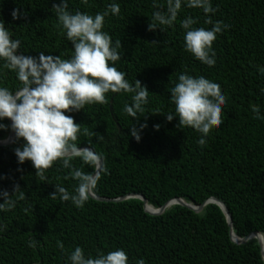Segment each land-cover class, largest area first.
Returning a JSON list of instances; mask_svg holds the SVG:
<instances>
[{
	"label": "trees",
	"instance_id": "obj_1",
	"mask_svg": "<svg viewBox=\"0 0 264 264\" xmlns=\"http://www.w3.org/2000/svg\"><path fill=\"white\" fill-rule=\"evenodd\" d=\"M0 264H264V0H0Z\"/></svg>",
	"mask_w": 264,
	"mask_h": 264
},
{
	"label": "water",
	"instance_id": "obj_2",
	"mask_svg": "<svg viewBox=\"0 0 264 264\" xmlns=\"http://www.w3.org/2000/svg\"><path fill=\"white\" fill-rule=\"evenodd\" d=\"M24 93L32 94L33 97H34L33 101L31 102V104H30V106H29V108L27 110L26 120H25V129L29 133V135L36 142H38L39 144H41L42 146H44L48 150L52 151L53 153L59 154L61 156H66L67 157V156H71V155L80 153L82 151H87L96 161V170H95V173H94V175L92 177L96 176L99 173V171H100V168H101V165H102V160L96 155L95 151L91 147L85 146V147L76 148V149H72V150H59V149L47 144L45 141H43L41 138H39L30 129V127L28 125V119L33 114V111L37 108V106L39 104V101H40V96H39V94H37L36 92H34L33 90L28 89V88L23 89L21 91H17L13 95L11 100H10V111L9 112H10L11 129H10V132H9V134H8V136L6 138L0 139V146L9 145L15 140V124H14V116H13V104H14V101L17 99V97H19L21 94H24ZM90 183H91V180H90V182L88 184V193L94 199L101 200V201H110V200L119 201V200L126 199V198H129V197H138V198H141L143 200L145 211L150 213V214H152V215L162 214V213H164V211L167 208H169L170 206H172L174 204H180V205L185 206V207H187V208H189V209H191V210H193L195 212H201L208 203H216L222 209V211L224 212V214H225V216L227 218V222H228V225H229V228H230L231 240L233 242L237 243V244H243V243H246L251 238H256L258 243L260 244L262 258L264 260V245H263V240H262V237H261L262 233L255 231V232H253V233H251L249 235L243 236V237L237 236L233 232L232 215H231L229 209L224 204V202H222L220 199H218V198H216L214 196L206 199L205 201H203L200 204H194V203L186 201L183 198L176 197V198H172V199L168 200L167 202H165L160 207H154V206H152V205H150L148 203L147 199L142 194H139V193H132V194L121 196V197H118V198H115V199H109V198H104V197L97 196L91 191ZM148 206H152L153 210L148 209ZM234 236H236V239L234 238Z\"/></svg>",
	"mask_w": 264,
	"mask_h": 264
},
{
	"label": "bare ground",
	"instance_id": "obj_3",
	"mask_svg": "<svg viewBox=\"0 0 264 264\" xmlns=\"http://www.w3.org/2000/svg\"><path fill=\"white\" fill-rule=\"evenodd\" d=\"M148 209L153 210L152 206H148ZM262 240H263V245H264V235L261 234ZM234 238L236 239V236H234Z\"/></svg>",
	"mask_w": 264,
	"mask_h": 264
}]
</instances>
